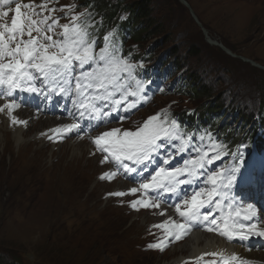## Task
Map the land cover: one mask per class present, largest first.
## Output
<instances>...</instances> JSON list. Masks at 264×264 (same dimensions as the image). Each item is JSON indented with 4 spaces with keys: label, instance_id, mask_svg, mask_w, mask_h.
Returning <instances> with one entry per match:
<instances>
[{
    "label": "rangeland",
    "instance_id": "1",
    "mask_svg": "<svg viewBox=\"0 0 264 264\" xmlns=\"http://www.w3.org/2000/svg\"><path fill=\"white\" fill-rule=\"evenodd\" d=\"M36 2L68 13L64 24L79 19L82 13L74 0ZM152 6L155 21L162 25L156 29L161 36L153 39L142 26L135 31L144 27L148 38L135 43L136 37H130L120 23L115 24L121 28L120 40L107 46L103 39L112 26L100 18L101 23L86 40L93 47L91 59L100 63L101 51L116 48L121 50L119 57L132 56L131 63L136 66L163 64L170 73L168 90L144 109L140 118L169 121L171 115L177 117L197 109L209 121H216L224 132L226 127L231 128L233 133L222 140L223 150L241 156L253 154L259 148L253 138L260 122L264 135V0H152ZM86 44L83 40L82 45L87 47ZM192 47L199 51V58L192 59ZM189 75L199 76L204 85L214 89V100L195 104L187 94L191 89ZM129 123L132 122L124 124ZM126 129L129 130L121 129L126 142L132 140L129 134L139 136L135 127ZM235 133L241 136L236 142L231 136ZM9 135L4 149L0 144V258L6 259L3 264L16 258L20 264H181L194 260H175L177 255L172 249L184 240L156 252L155 240L162 233L145 217H156L158 212L131 211L130 200L120 203L123 197L111 195L115 185L103 179L108 166L102 167L98 155L75 163L72 155L58 159L59 153L65 152L78 137L65 139L61 148L58 143L42 148L31 140L32 145L20 151ZM227 156L224 154L223 159ZM229 165L227 162L225 167ZM196 198L194 204L198 205L202 197L198 194ZM255 201V211L259 213L258 208L264 209V197H255Z\"/></svg>",
    "mask_w": 264,
    "mask_h": 264
},
{
    "label": "bare ground",
    "instance_id": "2",
    "mask_svg": "<svg viewBox=\"0 0 264 264\" xmlns=\"http://www.w3.org/2000/svg\"><path fill=\"white\" fill-rule=\"evenodd\" d=\"M211 42H213L212 44L214 45H220L218 44L219 42H216L214 40H211ZM12 70L13 68H10V71ZM4 107H6L5 104L0 103V144L3 149L7 145L6 139L8 133H10L9 136H11L13 142H15L16 145L18 144L20 146V151H22L23 149L26 150L27 146H31V140H34L35 143L42 148H45L46 145L49 144L47 141L43 140L42 135L46 130L57 125L55 122H52L53 119L48 116H45L42 119L40 115L36 114L35 112L23 110L19 107H17L14 111H11L10 107L7 106L5 111H3ZM32 128L34 131L31 130ZM70 143V146L67 147L66 150L64 149L65 152L61 151L59 153V155L61 156H59L58 159L65 160L66 156L69 157L70 155H72V162L75 163L78 161L84 162L86 157L90 158L92 149L90 148L91 146L86 143V140H84V138L78 136V138L74 139V141H71ZM62 144L64 145L65 143ZM62 144H58L60 145V148L63 147ZM107 169L108 168H106V170ZM106 170H104V172ZM111 185H115V190L111 193V195L124 191L125 195L122 196L123 198L120 200V203H122L126 199H129L128 193H130V186L128 183H121L118 180H115L111 182ZM174 199L175 202L178 200V198ZM162 210L163 212H166L164 208H162ZM258 210H260L258 211L259 213L255 211L258 216V225L261 226L260 229L264 232V212H262V210L264 209L258 208ZM166 214V216L168 217L171 215V213L169 212H166ZM145 219L150 220L153 225H157L158 223H161V221L165 220L161 216V212L158 213L156 217L146 216ZM173 224L175 226L184 225L188 231L187 239L185 240V242L179 246H174V249H172L174 254L177 255L175 260L178 262L181 260V258L197 259L202 255L213 254L219 250H230L233 254H240L242 257L248 259H253L251 256H254L256 259V257L258 256V258L264 260L263 251L255 254L253 252L243 250L244 248L241 249L240 246L236 247L227 245L223 243L222 240L217 239L215 234L208 231H191V229L186 224H184L183 221L176 220V218L173 219Z\"/></svg>",
    "mask_w": 264,
    "mask_h": 264
},
{
    "label": "trees",
    "instance_id": "3",
    "mask_svg": "<svg viewBox=\"0 0 264 264\" xmlns=\"http://www.w3.org/2000/svg\"><path fill=\"white\" fill-rule=\"evenodd\" d=\"M78 2L81 7H90L96 17L104 19L109 26H116L115 24L118 25L121 23V25L125 27L124 31L127 32L130 37H136L137 42L135 43L143 42L148 38L146 35L147 33L144 32V27L147 28L146 30H149V36H152L153 39L161 36L160 32L158 33L156 31L160 24L155 21L152 0H118V2L114 4L108 0H78ZM123 18H125V21H122ZM118 20H120V22ZM142 26L144 27L140 28L139 31H135V29ZM160 27L162 28V25ZM190 55L193 57L192 59H195L199 56V51L192 47ZM189 81L191 89L187 90V94L190 95V98L194 100L195 104L200 105L207 101V103H210L214 100L216 96L214 89L204 85L199 76L189 75ZM203 119L208 120L206 116H201V120ZM211 124L215 129L219 128L216 121H211ZM225 129L226 134L233 133L230 127H226ZM231 136L235 142L241 138V136L236 133ZM4 260L6 259L0 258V264H3ZM20 263L19 258H16L15 261L7 264Z\"/></svg>",
    "mask_w": 264,
    "mask_h": 264
},
{
    "label": "water",
    "instance_id": "4",
    "mask_svg": "<svg viewBox=\"0 0 264 264\" xmlns=\"http://www.w3.org/2000/svg\"><path fill=\"white\" fill-rule=\"evenodd\" d=\"M184 5H185V2L183 1Z\"/></svg>",
    "mask_w": 264,
    "mask_h": 264
}]
</instances>
